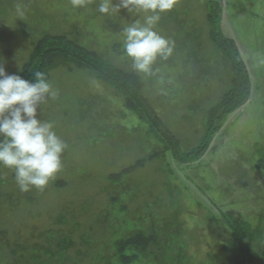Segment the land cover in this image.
Listing matches in <instances>:
<instances>
[{"label":"rangeland","instance_id":"1","mask_svg":"<svg viewBox=\"0 0 264 264\" xmlns=\"http://www.w3.org/2000/svg\"><path fill=\"white\" fill-rule=\"evenodd\" d=\"M221 1L224 32L237 40L251 73V103L229 116L197 169L180 168L171 152H163V145L151 138L141 118L123 106L116 90L95 73L59 65L48 80L58 95L38 107L37 118L52 121L67 143L63 168L43 190L22 192L14 171L0 166V264H120L113 249L117 234L146 224L148 201L162 196L170 202V195L176 202L168 212L174 223L166 229L167 248L158 257L146 256L145 264H166L169 258L162 254L174 255L172 250L180 251L184 260L189 250L196 264H233L220 247L227 238L226 225L215 220L223 217V207L248 219L264 239V0ZM206 2L177 0L172 10L161 13L155 30L173 42L172 52L157 57L153 73H143L150 86L146 92L180 140L182 152L200 143L208 109L230 86L228 61L212 40ZM99 3L88 0L85 7L73 8L71 0H18L15 6L27 9L23 19L15 9L0 16V62L6 72L19 74L41 29L76 32L89 49L131 69L123 28L138 17L123 8L102 14ZM220 138L218 144L226 146L212 150ZM154 151L159 155L124 176L120 197L130 207L110 219L107 212H116V204L104 191L107 176ZM192 175L197 182L189 180ZM155 207L163 219V208ZM107 216L108 227H101V221L91 225ZM61 223L64 232L57 230Z\"/></svg>","mask_w":264,"mask_h":264},{"label":"trees","instance_id":"2","mask_svg":"<svg viewBox=\"0 0 264 264\" xmlns=\"http://www.w3.org/2000/svg\"><path fill=\"white\" fill-rule=\"evenodd\" d=\"M10 1H12L10 5H7L8 3L5 0H0V16H5L6 13L12 12L15 9V3L18 0ZM222 3L221 0H207V16L211 23L212 40L225 54L228 61L230 86L221 99L208 109L204 134L201 137L200 143L187 152H182L179 149L180 140L173 130L170 129L168 123L161 115L162 113H159L155 101H152V98L146 92L150 86L145 81L143 73L134 71L133 68L123 67L102 53L89 49L81 43V38L76 32L54 34L49 32L48 29L38 31L37 34L39 35L37 36L36 34L29 58L23 64L18 75L28 79L30 82H35V72H43L46 79L49 80L52 69L59 65L70 68L75 66L89 69L101 81L116 90L118 97H120L124 104L123 106L141 118L142 122L147 125V132L151 138L156 139L157 142L163 145V152H171V155L178 161L180 168L184 170L191 167L197 169L198 164L201 163L200 160L209 152L210 146L217 134L223 130L229 116L239 108L245 106L250 101L252 93L253 83L251 73L241 54L237 40L224 32L222 25L224 5ZM13 4L14 8L10 7ZM34 14L38 16L39 13L36 10ZM34 18L38 20L37 17L34 16ZM120 45H122V41L117 42L115 48L117 49ZM155 70L156 68L151 69L149 74ZM169 77L173 78L172 75H169ZM150 79L153 81L151 75ZM167 80L165 79V82H163L164 85L168 83ZM163 95L164 97H170L168 94ZM164 97L158 96L157 99L162 101ZM246 107H244V110ZM220 140L221 138L217 140L212 150L226 146V144L219 145L218 142ZM157 155H159L158 151H154L149 156L139 158L136 163L130 164L122 170L110 173L107 176L108 182L104 191L110 194L111 200L116 204L114 207L116 212H107L110 219L114 215L124 214L130 207L129 203L123 202L120 197V193L124 192L123 187L126 185L124 176L143 166L148 160ZM181 164L183 166H180ZM188 177L194 183L198 180V178H194V175ZM117 181L121 182L122 185L118 186L116 184ZM150 201H152L148 205L150 209H147V212L143 214L146 217L147 223L140 224V227L131 232L117 234L113 249L120 264H145L143 259L146 260L147 257L150 259L153 255L158 257L162 249L167 248L165 244L170 239V235L166 229L174 223V219L168 215V212L173 203L176 202L175 196L170 195V202L166 200V197L162 196L148 202ZM154 205H158L159 209L163 208L165 214L163 219L158 218L160 211L156 210ZM212 210L214 209L212 208ZM219 214L223 215V217L215 218V220L225 224L228 230L226 234L227 238L222 239L223 245L220 247L227 255L231 256L233 264H264V239L259 237L258 228L254 227L248 219L239 218L236 212L227 207L221 208ZM107 219L108 216L104 220L92 221L91 225L98 226V222L101 221V227L105 224L106 228L108 223L105 221ZM117 219L115 220L117 221ZM77 224L79 227L81 223L77 220ZM59 225V229L56 228L58 225H54L53 229L64 232L62 228L64 225L62 223ZM221 228L223 227L221 226ZM114 230L116 231V229ZM162 230L164 234L160 236ZM177 244L179 246L181 243L178 242ZM172 252L174 255L165 251L162 254V256L164 255L166 258H169L164 259L166 264H196L193 262L192 256L189 255V250L185 260L180 251H176L175 253L172 250Z\"/></svg>","mask_w":264,"mask_h":264},{"label":"clouds","instance_id":"3","mask_svg":"<svg viewBox=\"0 0 264 264\" xmlns=\"http://www.w3.org/2000/svg\"><path fill=\"white\" fill-rule=\"evenodd\" d=\"M88 0H71L73 8L85 7ZM177 0H100L102 14L119 13L126 9L134 17L123 28V48L132 61L134 71L149 73L157 57L167 58L173 42L155 30L161 13L170 11ZM27 9L15 7L16 17L23 19ZM53 90L43 72H35V82L18 74H8L0 62V166L14 171L20 191L43 190L63 168L62 155L67 143L55 131L52 121L37 118L38 107Z\"/></svg>","mask_w":264,"mask_h":264}]
</instances>
